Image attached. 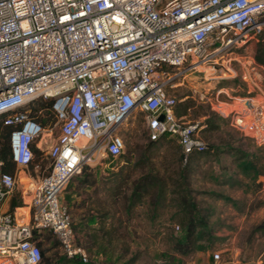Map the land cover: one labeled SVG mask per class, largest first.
Masks as SVG:
<instances>
[{"label": "built area", "instance_id": "built-area-1", "mask_svg": "<svg viewBox=\"0 0 264 264\" xmlns=\"http://www.w3.org/2000/svg\"><path fill=\"white\" fill-rule=\"evenodd\" d=\"M263 33L264 0H0V115L8 113L16 164L10 173L0 161V264H40L35 230L55 235L67 258L88 262L62 200L69 181L86 164L116 161L122 126L136 111L151 140L177 137L184 162L205 151L200 122L177 115L168 88L188 71L218 76L232 62L245 64L238 49ZM247 68L241 78L257 86V65ZM40 97L54 100L48 126L26 109ZM217 106L264 146V94ZM56 127L57 138L44 141ZM35 148L50 159L47 174L30 172ZM12 199L20 204L11 207ZM220 259L215 251L211 264Z\"/></svg>", "mask_w": 264, "mask_h": 264}, {"label": "rangeland", "instance_id": "rangeland-1", "mask_svg": "<svg viewBox=\"0 0 264 264\" xmlns=\"http://www.w3.org/2000/svg\"><path fill=\"white\" fill-rule=\"evenodd\" d=\"M262 37L264 40V33ZM259 38L252 39L246 51H240L245 64L232 62L233 69L227 66L228 69H222L218 76L206 77L204 72L188 71L175 79L174 87L168 88L169 93L178 100L175 106L178 116L198 122L209 116L217 117L219 130L199 133L214 146L213 149L188 163L181 158L176 136L166 135L149 145V130L144 114L136 111L128 116L121 129L125 141L123 158L114 163L103 160L86 164L91 168L94 179L92 186L81 185L78 175L69 181L62 192V200L74 227L87 223L88 218L94 215L106 213V227L117 229L113 242L104 243L106 253L92 252L91 263L211 264L213 253L219 251L221 259L218 264H264V146H259L253 138L233 127L227 118L213 108H217L218 104L229 107L235 98L264 94V67L257 66L260 73L257 86L241 78L249 63L253 62ZM220 89L222 92L219 93ZM248 90L251 94H247ZM58 134L59 128L56 127L46 132L44 141L51 143ZM246 153L248 160L255 159L257 163L252 172H247L241 166ZM49 165L50 162H46L43 168L34 166L30 172L41 175ZM185 166H189L192 196L202 213L208 216L215 238L210 242L203 241V249L183 256L174 250L172 241L173 237L181 235V229L175 227L180 214L172 206L171 200L176 197L175 194L169 195L167 205L160 207L155 215L148 200L129 211L126 202L116 192L121 185L122 191L129 193L133 182L147 172L162 177L172 190L173 182L180 180L179 171ZM26 176L21 173L20 184L27 185ZM47 234L51 235L45 244L49 248L57 237L50 232ZM81 235L83 243L88 241L84 229H81ZM77 239L76 235L78 243ZM48 255H63L60 244L52 246Z\"/></svg>", "mask_w": 264, "mask_h": 264}, {"label": "trees", "instance_id": "trees-1", "mask_svg": "<svg viewBox=\"0 0 264 264\" xmlns=\"http://www.w3.org/2000/svg\"><path fill=\"white\" fill-rule=\"evenodd\" d=\"M259 39H257V43L254 49V57L253 62L259 66L264 67V40L262 34L259 35ZM247 43L243 47L238 49V54L240 51H246ZM241 55V54H240ZM54 100L52 98H37L26 107L29 110V114L36 121L40 122L43 126H48L53 124L55 121V117L51 111ZM8 113H3L0 115V161L2 162L3 169L6 172L14 173L16 171V164L12 159V153L9 143V136L12 128L5 126L3 124V120ZM217 117L209 116L206 117L203 121L199 123L198 132L203 131H216L220 128V123L216 122ZM149 136V133H148ZM166 135H162L157 140H151L149 137V145L154 144L156 141L164 138ZM207 148L203 152H193L188 157V163L195 159L201 158L203 154L214 148L213 145L207 143ZM181 148V147H180ZM35 158L33 164H31V168L37 164L42 168L45 167L46 162H50V159L45 160L42 156V153L38 149H34ZM124 154L122 153L115 162H118L123 158ZM248 153L245 154L242 158L241 166L247 172H252L256 169L255 159H247ZM181 158H182V150H181ZM35 160L37 161L35 163ZM50 165L46 169V171L42 174H47L50 170ZM189 166L183 167L179 171L180 180H176L173 182V189L169 190V184L165 182V180L152 172L144 173L137 182H133L132 187L130 188V192L122 191L121 185L118 186L119 197L126 202L127 208L130 211L137 204H142L145 200L149 201L150 207L153 209V213L155 215L158 214V210L160 207L164 208L168 203V198L171 193L175 194L176 197H173L172 206L176 208V212L180 214L179 220L177 221V225L179 229H181V235L178 237H173V248L174 250L183 255H189L194 251L199 249H203L202 245L203 241H213L215 238L212 234L211 228L209 226L208 216L202 213L200 206L195 201L192 196L193 189L189 186ZM80 177L81 185L84 186H92L94 184V179H92L91 168L88 165H85L82 172L78 174ZM125 183V179H124ZM20 204L16 199H12L11 207ZM106 213H102L100 215H94L88 218L87 223L80 224L78 227H74L73 230L74 235L78 236V244L83 245L90 252V260L91 254L93 251L105 252L104 243L107 241L108 243L113 242V234L117 230L115 227L107 228L105 225ZM94 224H97L95 226ZM175 225V227L177 226ZM81 229L85 230L86 236L88 237V241L82 242L83 235H81ZM80 230V231H79ZM35 237L38 239V244L42 248V259L40 264H93L90 262H82L81 260L69 259L64 254L61 256H50L48 255V251L52 246H58L60 243L56 239L53 245L49 248L45 247V244L50 240L51 235L47 234L42 230L34 231Z\"/></svg>", "mask_w": 264, "mask_h": 264}, {"label": "crops", "instance_id": "crops-1", "mask_svg": "<svg viewBox=\"0 0 264 264\" xmlns=\"http://www.w3.org/2000/svg\"><path fill=\"white\" fill-rule=\"evenodd\" d=\"M21 173H22V172L19 173L20 178H21Z\"/></svg>", "mask_w": 264, "mask_h": 264}, {"label": "water", "instance_id": "water-1", "mask_svg": "<svg viewBox=\"0 0 264 264\" xmlns=\"http://www.w3.org/2000/svg\"><path fill=\"white\" fill-rule=\"evenodd\" d=\"M160 119L162 120L163 119V116Z\"/></svg>", "mask_w": 264, "mask_h": 264}]
</instances>
